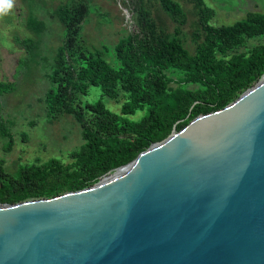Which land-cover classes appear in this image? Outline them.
I'll list each match as a JSON object with an SVG mask.
<instances>
[{
	"label": "water",
	"instance_id": "1",
	"mask_svg": "<svg viewBox=\"0 0 264 264\" xmlns=\"http://www.w3.org/2000/svg\"><path fill=\"white\" fill-rule=\"evenodd\" d=\"M0 264H264V71L89 186L0 203Z\"/></svg>",
	"mask_w": 264,
	"mask_h": 264
},
{
	"label": "trees",
	"instance_id": "2",
	"mask_svg": "<svg viewBox=\"0 0 264 264\" xmlns=\"http://www.w3.org/2000/svg\"><path fill=\"white\" fill-rule=\"evenodd\" d=\"M133 1L132 21L139 24L143 18L141 35L132 36L124 29L109 48L93 50L79 40L80 22L87 13L82 0H60L49 8V16L64 29L46 75L51 87L42 97L49 115L64 111L69 92L79 106V96L85 95L89 86H98L101 95L108 98L121 95L123 101L118 112L106 108L101 99L82 104L88 127H81L82 142L69 153L72 162L68 165L48 158L17 164L7 171L0 158V203L49 198L87 187L164 138L173 124L180 129L195 116L224 106L264 71V10L214 26L209 23L213 9L202 0H191L198 29L192 36L193 53L189 54L181 29L186 14L175 0H157L171 28L162 23L156 27L149 16L153 0ZM20 2L26 8L25 29L38 35L46 22L36 14L35 0ZM248 39L258 42L240 50ZM18 44L31 55L36 41L25 37ZM108 50L110 61L105 57ZM12 87L13 83L0 80V95ZM137 110L142 115L130 119ZM0 139L3 149L8 150L12 139L3 124Z\"/></svg>",
	"mask_w": 264,
	"mask_h": 264
},
{
	"label": "rangeland",
	"instance_id": "3",
	"mask_svg": "<svg viewBox=\"0 0 264 264\" xmlns=\"http://www.w3.org/2000/svg\"><path fill=\"white\" fill-rule=\"evenodd\" d=\"M59 1L35 0L34 10L46 22L44 29L36 36L24 27L26 8L20 0H13L12 8L7 14L0 16V80L13 83L11 90L0 95V125L8 128L12 139L8 150L3 149L0 139V158L7 171H12L17 164L39 163L48 158H55L63 165L70 164L72 159L69 153L77 149L82 142L79 131L81 127H88L87 119L82 114V104L101 99L106 108L118 112L123 101L121 95L108 98L101 95L98 86H89L87 93L79 96V106L69 92L64 100V111L55 115H49L46 111L42 97L51 87L46 75L50 71L53 50L62 43L64 31L63 27L49 16L48 10ZM82 1L87 6V13L80 22L79 40L86 49L93 50L102 46L109 48L124 29L132 36L141 35L143 18L138 20L139 24L132 21L135 14L133 0ZM118 1L126 8V15L121 11ZM175 1L186 14V22L181 29L184 46L188 53L192 54V36L198 29L192 2ZM202 1L214 11L209 19V23L214 26L231 24L249 12L264 10V0ZM149 7V16L157 28L161 23V26L171 28L172 23L159 7L157 0L151 1ZM25 37L36 41L31 55H27L18 44V41ZM257 42L255 39H248L246 46L240 50H246ZM110 55V50L105 52L108 61L111 60ZM71 74L74 77L73 69ZM141 115L142 112L137 110L129 118L137 120Z\"/></svg>",
	"mask_w": 264,
	"mask_h": 264
},
{
	"label": "clouds",
	"instance_id": "4",
	"mask_svg": "<svg viewBox=\"0 0 264 264\" xmlns=\"http://www.w3.org/2000/svg\"><path fill=\"white\" fill-rule=\"evenodd\" d=\"M12 6L13 0H0V16L7 14Z\"/></svg>",
	"mask_w": 264,
	"mask_h": 264
},
{
	"label": "built area",
	"instance_id": "5",
	"mask_svg": "<svg viewBox=\"0 0 264 264\" xmlns=\"http://www.w3.org/2000/svg\"><path fill=\"white\" fill-rule=\"evenodd\" d=\"M117 4L119 5V7L121 8V11L125 13V15L127 14V10L125 7H122L121 4L119 3V1L117 2ZM123 14V13H122Z\"/></svg>",
	"mask_w": 264,
	"mask_h": 264
}]
</instances>
